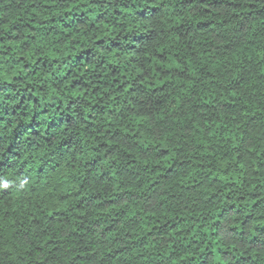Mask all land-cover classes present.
Wrapping results in <instances>:
<instances>
[{"label": "trees", "instance_id": "16d2710c", "mask_svg": "<svg viewBox=\"0 0 264 264\" xmlns=\"http://www.w3.org/2000/svg\"><path fill=\"white\" fill-rule=\"evenodd\" d=\"M0 264H264V0H0Z\"/></svg>", "mask_w": 264, "mask_h": 264}]
</instances>
